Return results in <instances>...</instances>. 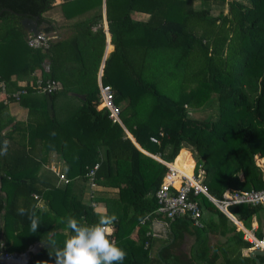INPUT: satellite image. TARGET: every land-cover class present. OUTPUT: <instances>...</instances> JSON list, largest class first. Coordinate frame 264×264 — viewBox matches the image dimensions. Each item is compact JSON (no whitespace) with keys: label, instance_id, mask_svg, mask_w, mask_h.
<instances>
[{"label":"trees","instance_id":"1","mask_svg":"<svg viewBox=\"0 0 264 264\" xmlns=\"http://www.w3.org/2000/svg\"><path fill=\"white\" fill-rule=\"evenodd\" d=\"M195 1L125 0L120 16L108 20L114 51L105 61L101 81L113 90L121 121L131 134L128 138L99 105L95 75L103 52L102 32L92 36L90 31L79 32L78 37L68 40L49 39L47 48H29L28 34L21 25L23 17L17 14L38 17L39 24L47 23L42 33L50 35L54 27L43 14L53 8L54 0H0V83L6 85L8 93L25 91L18 100L8 97L7 102L0 92V148L8 141L6 153L0 155V254L23 253L40 242L49 246L36 255L30 254L28 264H55L56 249L63 248L74 234L67 228L68 217L93 225L101 217L113 215L112 210L103 216L95 212L91 206L96 201L94 197L88 195L85 200V174L99 162L96 184H105L106 179H111L110 170L117 168L123 179L118 185V204L129 212L123 219L117 217L108 237L126 252L124 260L117 264H255L254 258L243 255L252 246L243 239V233L201 194L190 196L199 203L201 227L194 226L187 216L167 219L154 214L155 192L167 168L152 155L171 163L181 151L189 153L182 149L184 146L195 161V176L203 172L201 183L215 199H221L227 190L264 188L263 172L256 163L257 158H264V0H230V19L223 13L211 14L209 8L195 7ZM74 3L62 7L66 9ZM134 10L148 13L149 19L132 21L130 13ZM95 21L96 17L74 28L90 29ZM134 29L144 36L137 43H129L125 36ZM84 36L100 46L92 78L80 52ZM70 44L77 46L76 53L71 54L78 59L77 72L68 65L71 55L66 50ZM160 62L175 83L173 94H166L151 80L159 72L156 67ZM37 70L38 80H54L60 89L37 98L41 89L36 78H30L24 86L11 81L13 76L30 77ZM76 76L80 83L73 85ZM187 85L195 89L184 93L182 88ZM71 92L84 95L82 106L75 116L59 122L54 102ZM46 96L51 99V116ZM145 98L149 99V111L141 113L138 105ZM190 101L195 108L215 103L216 114L190 118L185 108ZM11 103L27 108L24 122L7 116ZM173 112L176 116L172 119ZM165 118L171 121L159 128L157 125ZM132 137L152 155L143 154ZM150 137H157L159 143H152ZM101 147L105 157L101 156ZM52 151L65 162V176L70 180L65 186H58L56 177L42 170ZM193 160L190 159L192 164ZM34 195L46 209L39 207ZM20 208L26 210L25 215L18 213ZM262 208L264 204L231 205L227 210L246 229H251L256 218L254 234L261 239L264 235L258 219ZM32 211L40 218L34 232L28 219ZM146 216L148 219L141 224ZM155 218L168 223L166 239L147 234ZM121 220H126V230ZM135 228L136 241L129 239ZM214 235L225 240L211 245ZM186 236L193 238L188 254L180 250ZM257 259L264 264V256Z\"/></svg>","mask_w":264,"mask_h":264},{"label":"crops","instance_id":"2","mask_svg":"<svg viewBox=\"0 0 264 264\" xmlns=\"http://www.w3.org/2000/svg\"><path fill=\"white\" fill-rule=\"evenodd\" d=\"M75 1L72 5V7H65L66 9H63L62 5L64 6L65 3L73 2ZM124 1L122 0L121 3L120 1L116 2L115 0H54L52 4V9L49 10L48 12L44 13L43 16L46 17L51 23L50 26L54 27V32L51 33L50 35L54 37V39L62 40V39H71L74 37H78V33H88L89 31L91 34L90 36L95 35L99 31L102 32L103 39H104V45H103V52L101 59L98 63L97 69H96V82L98 86V82L101 80L103 76V70L105 66V61L107 57L110 55L111 52L114 51V47L110 44V34L108 32V20L110 17H119L120 12L122 10V7H124ZM119 3V4H118ZM195 4V3H194ZM96 17L95 23L91 26L88 27L90 29H87L85 26L82 27H76L74 26L77 23L84 22L91 20ZM130 19L134 22H146L149 19V14L146 12H142L139 10H134L131 11L130 13ZM143 32L140 30L134 29L130 33L126 35V37L129 40V43H137V39L143 38ZM81 39H83L81 42V53H82V59H83V64L85 68L88 69L90 78H92L94 67L96 64V58L98 56V52L100 50V46L98 43H95L94 41H90L89 37L84 36ZM131 45V44H129ZM77 51V46L75 44H70V46L67 48L66 52L68 54L74 55ZM71 55V62L70 65L73 70V72H77L78 70V59L75 58L74 56ZM48 67V64L46 65ZM40 72L39 70L35 71L30 77L28 76H21V78H18L16 76H13L11 78V81H16L17 86H24L29 79L32 81L33 79H37L38 81V76ZM78 77H75V80H72V84L77 85L80 82H78ZM88 79V77H86ZM30 81V82H31ZM12 87V86H11ZM13 91V88L11 89ZM71 92L69 96H64L61 95L59 96L55 102H54V111L56 118L59 122H64L70 117L75 116L77 113H79V109L82 106L81 98L73 96ZM42 93H38L35 96L37 98H41ZM78 95H82L79 93H75ZM84 97V95H83ZM16 103H11L9 105V112L7 113L8 117L13 118L15 121L19 122H24L27 118V108L20 106ZM19 117V118H18ZM123 131L126 133L127 137L129 138L130 135L128 136V131L124 127ZM131 141L135 144V146H139L133 138H130ZM143 154L146 156H149V152L145 151L142 149L140 146L137 147ZM184 149V148H182ZM144 152H143V151ZM184 152V151H181ZM180 152V153H181ZM188 153V152H185ZM190 155V153H188ZM152 155V154H150ZM154 156V155H153ZM47 164L42 165L44 168L42 170L45 173L51 172L49 169L51 166H55L58 168L62 173L65 174L66 166L64 160L54 151L50 152L47 156ZM191 159V155L188 157L187 160ZM261 166L264 169V158H261ZM113 166V165H112ZM188 166H190V170L193 166V164L188 162ZM189 170V171H190ZM110 176L111 179H106L104 182L105 184H96V188L93 192V197L94 200L96 201L92 202L95 204L94 206V211L97 212L99 215L103 216L109 213L111 210L114 213L116 217H120L121 219L125 218V215H127L129 212L123 209L122 205L118 204V194H119V189L118 185L119 183H122L123 179H120V173L115 169L114 167L110 170ZM54 175V174H53ZM66 175V174H65ZM55 177V175H54ZM120 179V180H119ZM57 178H55V181ZM121 181V182H120ZM57 183V182H56ZM87 185V184H86ZM88 187V185H87ZM87 189V188H86ZM88 189L86 191V196L85 200L88 201ZM114 203L117 204L114 206ZM41 208L44 210L46 209V206L44 205V202L41 201L40 204ZM93 207V206H92ZM114 208V209H113ZM223 213V212H222ZM110 214V213H109ZM236 227V230H238V226L243 227L241 222H239L235 217H233L229 212L228 215L223 213ZM259 223H260V229L262 234L264 235V208L261 209L259 213ZM237 223V225L235 224ZM239 222V223H238ZM154 225V231L156 232L155 234L151 233L153 236L157 238H162L166 239L169 235V228H168V223L161 220V219H153L152 223ZM121 225L123 230H126L127 223L126 220H121ZM258 227L257 220L256 218H253L252 223H251V229L255 230ZM113 228V227H112ZM149 234V226H148V232ZM138 238V228H135L129 235V239L136 241ZM225 240V237L221 235H214L211 236V245H214L215 243L218 242H223ZM116 243V240H112ZM193 243V238L190 236H186L180 250L186 254L189 253L190 247ZM250 250H244L243 255H248Z\"/></svg>","mask_w":264,"mask_h":264},{"label":"built area","instance_id":"3","mask_svg":"<svg viewBox=\"0 0 264 264\" xmlns=\"http://www.w3.org/2000/svg\"><path fill=\"white\" fill-rule=\"evenodd\" d=\"M52 38L54 39L53 36L46 35L42 32L37 35L29 34L26 44L29 48L33 49L47 48L48 40ZM36 83L40 87V93L42 94L49 95L60 89V85L51 79H47L45 81L38 80ZM98 90L100 95L99 105L101 109L107 113L108 119L112 123L118 124L122 129H124V125L120 118L119 108L114 101V94L111 86L102 84V81L100 80L98 82ZM0 92L5 96L4 102H7L8 97H13L18 100L21 95L25 94L24 90L8 93L6 85L3 82L0 83ZM159 135H162V133H159ZM150 141L155 144L159 143L157 137H150ZM156 160L167 168L163 181L158 190L155 192L157 208L154 211V214L156 216L165 217L167 219L187 216L191 219L194 226L201 227L202 212L198 201L191 199V195L193 197L200 194L205 196L209 202L226 215H228L227 208L231 205L256 206L264 204V188L258 190H237L233 192L227 190L224 192L221 199H215L207 192L206 187L201 183L198 177L195 176V164H193L191 176L188 177L174 169L172 167L173 162L166 163L159 157ZM260 167L263 172L264 180V169L261 165ZM98 168L99 162L95 163L85 174L86 183L90 191V197H93V192L96 188L95 174ZM49 169L57 178L56 182L58 186H65L70 183V180L58 168L51 166ZM34 199L39 200L36 195H34ZM40 204L41 200H39V207L41 208ZM91 206L94 207L95 204L91 203ZM147 219L148 216L141 221V224H143ZM235 224L237 225L236 222ZM238 230L243 233V239L252 245L248 250H264V237L261 239L256 238L254 234L255 230L246 229L245 227L243 228L240 226H238ZM247 233H249V235Z\"/></svg>","mask_w":264,"mask_h":264},{"label":"clouds","instance_id":"4","mask_svg":"<svg viewBox=\"0 0 264 264\" xmlns=\"http://www.w3.org/2000/svg\"><path fill=\"white\" fill-rule=\"evenodd\" d=\"M7 145L8 141H4L0 155L6 153ZM18 213L25 215L26 210L20 208ZM28 219L32 231H36L40 226V218L36 212L32 211ZM116 220L117 217L113 214L101 217L96 224L84 225L74 217H68L67 228L74 234L64 242L63 248L56 249L55 264H117L123 261L126 252L108 238Z\"/></svg>","mask_w":264,"mask_h":264},{"label":"rangeland","instance_id":"5","mask_svg":"<svg viewBox=\"0 0 264 264\" xmlns=\"http://www.w3.org/2000/svg\"><path fill=\"white\" fill-rule=\"evenodd\" d=\"M116 2L120 1L119 3L122 2V0H115ZM230 0H224L223 2H217V1H204V2H201L199 0H196L194 3V6L197 7V8H201V7H206V8H209L210 11H211V14L213 15H217L219 13H223L224 16L228 17V8H227V2H229ZM110 2V0H109ZM118 3V4H119ZM230 19V18H229ZM125 38H127L125 36ZM157 75H155L154 77H151V80L156 82L158 84V86L161 87V89L166 93V94H173L174 92V87H175V83H173L170 78H169V75L167 73V68L164 67V63L163 62H160L157 64ZM148 80H149V77H148ZM155 83V84H156ZM11 89V88H10ZM195 89L194 86H191V85H187V86H183L182 88V91L184 93H188L190 92L191 90ZM16 92V91H14ZM214 98V96H213ZM193 101H190L189 103L185 104V108L187 109L188 111V116L190 118H193V119H204V118H207V117H211V116H214L216 114V107H215V103L213 104H208V105H205L201 108H195L194 106V103H192ZM16 105V104H15ZM149 99L145 98L143 99L140 104L138 105V110L142 113H146L148 112L149 110ZM161 107V106H160ZM174 113V112H173ZM172 119L175 118V113L172 114ZM19 118V117H18ZM58 118V117H57ZM171 118V117H170ZM171 120L170 119H164L162 121L159 122V124L157 125L159 128H161L163 125H166L170 122ZM8 128H6L4 131H6ZM125 133V132H124ZM126 135V133H125ZM131 135V134H130ZM127 136V135H126ZM133 138V137H132ZM184 149H186L187 151H189L191 157H192V153L190 152V150L188 149V147L184 146L183 147ZM104 147H101V156L102 157H105L104 156ZM189 155V156H190ZM152 158V157H151ZM154 159V158H152ZM193 159V157H192ZM156 160V159H154ZM157 161V160H156ZM193 163L195 164V161L193 160ZM256 163L260 166L262 164L261 162V158H257L256 160ZM42 168H44V166H42ZM200 176L198 177V179L200 181H202V178H203V172L200 171L199 172ZM124 183V182H123ZM87 184V183H86ZM86 188L88 189L87 185H86ZM86 189V191H87ZM89 190V189H88ZM90 193V191H88V194ZM94 208V207H93ZM149 232L150 233H153L155 234L156 232L154 231V225L153 224H150L149 225Z\"/></svg>","mask_w":264,"mask_h":264},{"label":"water","instance_id":"6","mask_svg":"<svg viewBox=\"0 0 264 264\" xmlns=\"http://www.w3.org/2000/svg\"><path fill=\"white\" fill-rule=\"evenodd\" d=\"M8 12L13 13L11 10H7ZM2 12H0L1 14ZM18 16L23 17L21 20V25L26 34L37 35L42 32L46 27L47 23L42 22L41 24L38 23V17H28L22 14H17ZM73 96L79 97L83 99V95H78L72 93ZM47 102V111L49 116L52 115V104L51 99L49 96H46ZM49 245L45 243H34L30 247H28L23 253L19 254H0V264H28V260L30 254L36 255L41 249L47 248ZM251 258L255 259V264H260L257 256H264V250L261 249H253L248 254Z\"/></svg>","mask_w":264,"mask_h":264},{"label":"bare ground","instance_id":"7","mask_svg":"<svg viewBox=\"0 0 264 264\" xmlns=\"http://www.w3.org/2000/svg\"><path fill=\"white\" fill-rule=\"evenodd\" d=\"M152 157L154 159H158V157L155 156V155L154 156L152 155ZM188 157H189V154L188 153H185V152L179 153V155L173 161L172 167L174 169H176L177 171H179L180 173H182V174L190 177L191 176L192 169H193V166H192V168L190 170V166H188V162L191 164V161H190V159L187 160ZM247 234L249 235V233H247Z\"/></svg>","mask_w":264,"mask_h":264}]
</instances>
